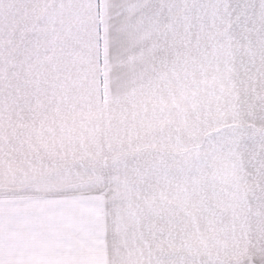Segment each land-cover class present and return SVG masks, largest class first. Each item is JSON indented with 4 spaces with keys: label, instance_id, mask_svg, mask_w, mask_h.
<instances>
[{
    "label": "crops",
    "instance_id": "obj_1",
    "mask_svg": "<svg viewBox=\"0 0 264 264\" xmlns=\"http://www.w3.org/2000/svg\"><path fill=\"white\" fill-rule=\"evenodd\" d=\"M1 10L3 23L31 25L23 37L18 26V45L32 43L25 54L44 63L36 73L50 72L51 96L60 103L74 97V114L95 122L94 131L73 133L88 137L96 162L111 158L107 120L153 127L154 73L255 72L264 82V0H1ZM218 54L228 67L210 60L203 68L204 56ZM103 71L126 73L108 79H121L119 92L103 91ZM144 183V191L112 192L119 198L55 195L70 205L104 201L96 223L106 233L97 243L100 264H264V175H162Z\"/></svg>",
    "mask_w": 264,
    "mask_h": 264
},
{
    "label": "rangeland",
    "instance_id": "obj_2",
    "mask_svg": "<svg viewBox=\"0 0 264 264\" xmlns=\"http://www.w3.org/2000/svg\"><path fill=\"white\" fill-rule=\"evenodd\" d=\"M18 26L23 37L31 25L3 23L0 0V264H100L97 243L106 233L96 223L105 217L104 201L70 205L55 196L60 193L102 191L119 198L112 192L144 191L147 176L264 175V82L258 73H154L153 127L139 120L135 127L125 117L107 120L111 158L96 162L86 150L88 137L73 133L94 131L95 122L74 114V97L60 103L51 96L50 72H35L44 63L25 54L32 43L18 45ZM210 60L212 67H228L218 54L204 56L203 68ZM112 74L126 73H101L110 95L119 92L121 80H108ZM64 159L74 167H64Z\"/></svg>",
    "mask_w": 264,
    "mask_h": 264
}]
</instances>
